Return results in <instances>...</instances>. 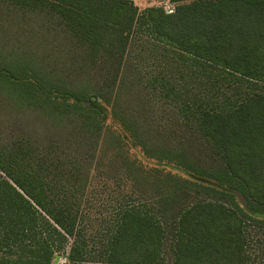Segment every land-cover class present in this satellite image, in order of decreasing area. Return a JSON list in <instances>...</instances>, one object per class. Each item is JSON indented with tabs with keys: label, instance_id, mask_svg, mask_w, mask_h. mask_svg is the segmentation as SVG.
Masks as SVG:
<instances>
[{
	"label": "trees",
	"instance_id": "16d2710c",
	"mask_svg": "<svg viewBox=\"0 0 264 264\" xmlns=\"http://www.w3.org/2000/svg\"><path fill=\"white\" fill-rule=\"evenodd\" d=\"M112 159L143 200L87 249L84 195ZM249 224L264 0H0V264H56L69 240L67 264H247Z\"/></svg>",
	"mask_w": 264,
	"mask_h": 264
},
{
	"label": "rangeland",
	"instance_id": "374dc122",
	"mask_svg": "<svg viewBox=\"0 0 264 264\" xmlns=\"http://www.w3.org/2000/svg\"><path fill=\"white\" fill-rule=\"evenodd\" d=\"M132 1L139 10H143L148 7L159 6L170 12L173 11L177 3L190 0ZM148 60L152 66V59ZM146 69L148 71L151 70V68ZM141 74L145 76L144 80H146L148 77H154L155 75L164 77L167 73H156V71H152V73L150 72ZM160 82L161 81L158 82L159 87L156 92L163 90L161 88ZM164 99L167 100L165 97ZM165 100L158 99L157 104H165ZM84 104L89 105L88 102H84ZM105 158L109 161L111 160V158L108 156ZM120 161V159H112L111 164L109 162H105L106 166H102L100 168L102 171L99 173L97 171L92 172L93 174L91 175V180L87 185L84 195L86 212L83 219V227L85 229L84 236L87 249H90L91 247H97L101 236L100 231H102V234L105 233V229L108 224H104V219L111 220L119 207H124L128 203H139L143 200L142 195L140 196V193H138L137 189L134 187V181L129 174V170L125 168L126 164ZM247 232V264H264V227L258 226L256 224H249L247 226ZM48 235L54 238L58 236L56 233H51L50 231L48 232ZM70 243L71 242L69 240V243L67 242L65 246H63V249L57 252L55 256L56 264H67L65 255L70 248ZM92 255L95 254L91 253V256ZM84 257H87V255ZM87 259L90 258L87 257ZM88 263L89 262H82V264Z\"/></svg>",
	"mask_w": 264,
	"mask_h": 264
},
{
	"label": "water",
	"instance_id": "95a60500",
	"mask_svg": "<svg viewBox=\"0 0 264 264\" xmlns=\"http://www.w3.org/2000/svg\"><path fill=\"white\" fill-rule=\"evenodd\" d=\"M238 196H239L241 202H242V203H245V198H244V196H243L241 193H238Z\"/></svg>",
	"mask_w": 264,
	"mask_h": 264
}]
</instances>
